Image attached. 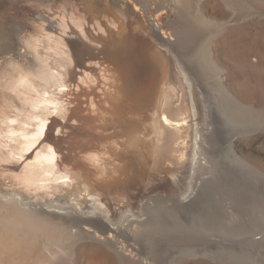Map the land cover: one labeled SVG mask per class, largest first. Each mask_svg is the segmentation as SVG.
<instances>
[{
  "label": "bare ground",
  "instance_id": "bare-ground-1",
  "mask_svg": "<svg viewBox=\"0 0 264 264\" xmlns=\"http://www.w3.org/2000/svg\"><path fill=\"white\" fill-rule=\"evenodd\" d=\"M135 1L146 12L153 5L148 0ZM170 2L175 17L189 15L190 20L171 22L168 30L158 22L159 17L150 18L153 36L163 41L166 46L155 45L146 38L141 40L142 53L138 55L142 54V61L146 56L154 57L155 60L153 58L149 61L151 66L155 64L159 76L155 78L154 84L148 81L147 85L142 87V92L145 88L147 90L146 98L142 99L141 106L133 109L135 116L128 117L124 128L118 130L119 124H109L103 120L102 110L96 115H90V130L93 133V136H89L90 150L95 153L89 156L96 160V167L90 164L89 159L82 157L80 164L87 162V165L84 164L77 170L65 168L59 160L56 147L48 141L52 123L67 117L72 109L68 105L73 101L71 97L74 92L81 93V96H77L82 99V95H85L88 98L86 100L101 98L112 102L116 90L119 89L115 83V69L112 68L109 72L104 71L97 76H90L85 72L80 73L82 77L76 76V49H83L97 40L86 17L78 15L73 6H65L64 10L53 16V25L42 23L41 34L23 39L28 53L33 57L32 66H12L10 70L5 61H0V81L3 78V82L5 78L0 103V170H7V166L13 165L19 167L16 174L14 172V175L6 176V181L5 176L0 180V189L5 187V192L8 191V194H3L0 190V264H98L99 262L95 263L96 260L103 264H160L158 257L154 258V255L148 252V255L145 254L142 243L139 242L140 234L156 230L165 222L158 216L160 207L156 205V200L167 198V190L159 188L162 185H172L175 190V186L182 182L185 184L187 176H192L190 169L195 172L210 162L203 151L207 135L213 133L209 122L211 111L206 104H202L205 96L196 87L190 69L181 60L182 54L190 60L207 63L218 78L221 101L232 111V122L241 126L239 120L244 118L247 121L243 123L244 126L250 127L245 134L250 135L249 142L242 143L240 135L231 138L225 147L228 153L243 162V151H252L253 148V151H264V141L261 140L258 130L253 134L256 131V120L251 118V115L257 112V109L253 108L255 102L261 103L260 111L264 112V0H250L251 7L244 0ZM93 4L94 7L98 6L100 17L103 16L105 9L100 0H95ZM226 10L230 11V15L224 19L220 16L226 13ZM117 13L123 15L125 20L133 19L132 13L124 10H118ZM45 18L48 19L47 16ZM49 21L52 22L51 19ZM255 21L260 23V27L249 31L250 40L243 38L240 30ZM130 25L131 23L125 21L120 28L114 27L119 30V34L107 27L112 32L109 34V42L101 41L102 44L113 46L112 51L117 50L119 45L123 47L126 43L123 41L126 38L124 33L135 32L134 28L130 31ZM145 31L148 32L146 28ZM230 33L237 36L226 40L224 37ZM215 39L220 46L213 44ZM194 47L197 50L192 51ZM227 48L230 49L228 53L225 52ZM122 56L125 57V54ZM230 61L237 63L234 64L238 65L241 73L242 70L246 73L251 71L253 80H250L249 74L243 77L241 75L240 79L243 80L244 86L252 84L260 88L259 97L252 92L251 98L244 100L230 85L229 76L224 75L225 72H232L228 67ZM114 62L117 65V62ZM93 75L97 81H94ZM104 79L108 82H104ZM101 83L105 86H101ZM135 95L137 96L136 93ZM257 105L256 103V108ZM102 109L104 111V108ZM98 126L102 130H99ZM80 136L83 137V134ZM113 138L117 142L116 148L109 145ZM201 155L204 156L201 158ZM115 160L121 165H115ZM100 164L103 165L102 174L93 177L89 168L97 169ZM105 183L108 184L104 185ZM187 185L190 190L186 188L182 198L176 202V207H172L174 203L169 206L175 212L179 211L181 206L189 204L197 195L192 181ZM134 188H139L142 197L145 196L146 199L142 201L138 211L129 206L134 201L131 196ZM125 196L127 200L123 199ZM102 198L111 201L112 208L121 210L116 221L112 220L110 207L103 203ZM29 199L38 201V204L42 202L46 207L68 203L76 213L79 212V218L86 225L82 228V223L78 224L74 218L68 221L55 217L43 208H37V203L28 202ZM90 213L96 214V218H89ZM233 239L229 238L223 242L220 254L212 253L214 250L210 252L212 254L206 251L208 259L214 264H255L252 252L255 249L260 252L264 248V231L254 232L245 238L248 254L242 252L241 255V249H244H238L237 242ZM181 240L188 242L185 237H177L175 242ZM82 243H86L88 255L83 256L78 252V246ZM100 245L105 247L104 250L99 249ZM191 248L188 245L181 254L176 255L173 264H189L188 259L199 254L197 249ZM247 249L245 248V251ZM221 254L229 255V258L222 257Z\"/></svg>",
  "mask_w": 264,
  "mask_h": 264
},
{
  "label": "rangeland",
  "instance_id": "rangeland-1",
  "mask_svg": "<svg viewBox=\"0 0 264 264\" xmlns=\"http://www.w3.org/2000/svg\"><path fill=\"white\" fill-rule=\"evenodd\" d=\"M94 1L95 0H0V61H5L7 65L6 67L8 69L12 70V66L14 68L15 66L24 67L23 65L32 66L33 57L30 53H28V49L23 42V39L28 36L30 37L31 35L41 34L43 31L41 27L42 23L46 24L47 26L53 25V16H56L58 13L64 10L65 6H73L78 15L86 17L88 22H90L89 24L91 25H89V27H92V32L97 38L96 41H92V43H96V45L89 43V45L83 49H76L77 65L74 68V71L77 72L76 76L80 75L82 72H85L90 76H92V74L97 76V74H102L104 71L109 72L110 68L115 69L114 75L117 79L115 83L119 89L116 90L114 99L111 100L112 102H109L106 99L101 100V98H95V101L93 99L86 100L88 98L85 95H82V99V97L77 96H81V93L74 92L73 97H71L73 101L68 105L70 108H72L69 112L70 114L68 113L67 117L55 121V125L52 123L53 128L49 130L50 135L48 137V141L51 143L50 145H52L54 148L56 147L61 164L65 168H72L74 170L79 169V167H82V165L84 166V164L87 165V162L83 163L82 165L80 164V162L82 163V157H85L87 160L89 159L88 161L90 164H92V166H97L96 160L89 156L91 153H95V151L90 150L91 142L89 141V136H93L91 135L93 134L92 130H90L92 129L90 128V115H96L102 110V118H104V121L108 122L109 124H119V128H117L118 130L124 128L123 126L126 124L128 117L135 116L133 109L135 107L141 106L142 99L146 98L147 90L145 88L144 92H142V87H145L148 81H150L151 84H154L155 78L159 76L158 72L156 73L158 70L156 69L155 64L153 63L154 66L152 65L154 67L153 69L149 61L154 57L146 56L144 57L145 60L142 61V54L138 55V53H142V38H146L147 41L150 40L155 45L164 47L166 46L163 41L157 40L153 36V28L150 24V18L159 17L160 20H158V22L168 30H170L169 25L171 22L178 23L179 20L188 22L190 20L189 15L180 16V19L175 17V12L171 6L170 0H148L152 2L153 5L147 10V12L140 4L137 5L135 0H100L105 9L104 15H101V17V13L98 14V6L94 7ZM244 1L251 7L250 0ZM118 10H124L129 14L132 13L133 19L130 21L123 19V15L121 16L117 13ZM229 15L230 11L226 10V13L220 17L227 19ZM46 16L48 19L45 18ZM49 19H51L52 22H50ZM124 20L128 23H131L130 31L135 30V32H123L124 35H126V38H124L123 41H126V43L123 45V47H120L119 45L117 46V50L115 49V51H112V48H114L113 46L108 47L107 44H102L101 41L106 43L109 42V34H111L112 31L119 34V30H117V28H120V26L125 23ZM104 22L107 25H105ZM259 25L260 23L255 21L252 22L250 26L242 28L240 30L241 36L247 40H250L251 36H249V31L253 28L260 27ZM100 27H102V29ZM107 27L112 29V31H109V28ZM114 27L117 28L114 29ZM145 28L148 30L147 33ZM102 31H105L104 33L107 31L108 34L106 33V35H104ZM234 36H237V34L230 33L224 38L228 40ZM216 43L217 41L215 39L213 44ZM217 45L220 46L219 43H217ZM196 47H194L192 51H194V49L197 50ZM118 49H120V51ZM124 49L130 54V56L124 51ZM139 50L141 52H139ZM229 51L230 49H225V52L228 53ZM120 53L125 54V57ZM115 54L119 55L115 56ZM181 56L184 58L182 59V57H180L181 60L186 63L190 69L191 76L196 81V87L200 90L201 94L205 96L202 104H206L212 113H210L209 122L210 126L213 128V133L211 135H207V141L204 144L205 149L203 151L204 155L207 156L210 162L206 164L205 167L196 170L195 172L190 169V174L192 173V176H187L185 184L183 185V182H180V185L174 187L175 190H173L172 185L160 186L159 190H167V198L163 197L157 199L156 205L158 204L160 207V213L158 216L162 220H165V222L164 224L159 225L156 230H148L142 235L140 234L141 236L139 235V242L142 243L145 254H151L152 256L154 255V258L158 257L157 260L160 259V264H173L175 262L174 260L176 255L181 254L182 250H184V248H186L188 245L190 248L192 247L191 249L194 248V250L197 249V251H199V254L193 256L191 259H188L189 264H214V262H211L210 259H208V253H222L220 250H222L221 248L223 247V242H226L227 239L234 238L237 242V248L244 249V251L241 249V255L242 252L243 254L244 252L245 254H248L249 251L246 247L247 245L245 243V238L254 232L264 231V151L258 149L253 151L255 148H253L252 151H243L241 155L244 158L243 162L234 158L231 153H228L225 147L232 139L235 138V136L240 135L242 143L249 142L250 135L248 136L245 134L250 129V127L244 126L243 123H247L244 118H241V121L239 120L241 126H236L232 122V111H230V109L221 101L222 97L219 94L220 91L218 88L220 84L218 78L214 76L213 70L209 68L207 63L202 61L198 62L197 60H190L188 57H186V59L185 55L183 56V54ZM108 59L110 62H108ZM114 61L117 62V65ZM234 63V61H230V64L228 65L230 68L229 70L232 72L227 70V72L230 73H224V75L229 76L228 80L230 85L241 94V97L244 100L251 98L250 95L252 92H255L259 97L261 92L260 88H257L252 84H245L244 86L242 84L243 80L240 79L241 75L242 77L243 75L246 76V74H249L248 76H250L251 71L247 70V72H249L246 73V71L242 70L241 73L238 65H235L237 63ZM76 67H78V69H76ZM131 71L132 73H130ZM5 73H7V71H5ZM156 74L157 76H155ZM94 75L93 78L95 79L96 77ZM80 77L82 76L80 75ZM250 77L252 78H250V80H253L254 75H251ZM235 79L236 81H234ZM2 80L0 81V103L2 100V91L5 84V78L3 82ZM94 81L97 80L95 79ZM103 81L108 82L106 79ZM235 82H237V84L233 85ZM102 85L105 86L103 83H101V86ZM84 86H86V83ZM137 87H139V89H137ZM134 88L137 91H135ZM239 88H241L240 91ZM78 89H80V86H78ZM78 99L82 102H80ZM256 103L258 104V108L255 106ZM259 103L260 102H255V104H253V108L257 109V112H254L253 115H251V118H255L256 120V125L254 127L256 131L253 132V134H255L258 130V133L261 135V140L264 141V112L260 111L261 103L260 105ZM94 108L96 109L94 110ZM102 108H104V111ZM109 112H111V114ZM79 116H84V118H80ZM58 121H62V123ZM87 125L89 127H87ZM80 127H83L81 128L83 130L88 129L89 132L84 131V133ZM98 129L102 130L100 126H98ZM80 130L83 133L80 132ZM80 134H83V137H81ZM80 145L83 146L84 150ZM109 145L114 146L115 148L117 147L115 138L110 140ZM85 148H87V151H85ZM204 155H201L200 157L202 158ZM66 161L69 162L67 163ZM245 162L249 164H246ZM113 163H116L115 165L120 164L116 162V160ZM16 166L18 167V165H13L11 167L7 166V170H0V180H2L4 176L6 177L8 175L7 177H9L14 175V172L16 174L19 171V167L17 168ZM89 169L88 170L91 174H93V177H99L103 172V165L100 164L99 168L97 169ZM7 177L4 179L5 181L7 180ZM190 181H192V186L196 189V194L198 196L196 195L194 200H192L186 206H181L179 211H173L169 206L174 203L172 207H176V202L182 198V194L185 192L186 188L188 189L187 183ZM106 184L108 183H105L104 185ZM0 190L3 194H8V191L5 192V187ZM141 193L142 192L139 190V188H134L131 192V196L134 201L129 206L134 211L140 210V204L142 201L146 200L144 199L145 196L142 197ZM102 199L104 201L103 203H106L108 207H110L112 212V220L116 221L121 214V210L112 208L113 205H111V201H108L106 198ZM123 199L127 200V197L125 196ZM27 201L33 204L37 203V208H43V210H45L47 213H52L55 217H62L66 220L68 219V221L74 218L73 220L78 221V224L82 223L81 219L79 218L81 215L78 216L79 212L76 213L75 210H73V206L68 203H62L60 205L58 204L55 205V207H46V205L41 202L42 200L40 201L41 203L39 202L40 204H38V201L34 199H29ZM123 207L126 209L128 208V206ZM84 211L86 212L87 209ZM95 213H97V210ZM126 214L129 215L130 213ZM89 218L95 219L96 214L90 213ZM85 225V223H82L80 227L83 228ZM104 234L107 235V233ZM180 236L182 238L185 237L186 240L188 239V242L185 240H181V242H175L177 237L181 238ZM82 244L79 245L80 247L78 246V252H80L83 256L88 255L89 249L86 243ZM102 248L104 250L105 247L100 245L99 249L101 250ZM245 248L247 249L246 251ZM201 250H203L207 256L205 253L201 252ZM212 250L215 252L210 253ZM238 251L239 250H237V253H239ZM252 253V258L255 260L253 262L255 264H264V248H262L260 252H257V249H255ZM221 256L226 257L227 255L221 254ZM227 258H229V255ZM95 263L103 264L98 260H96Z\"/></svg>",
  "mask_w": 264,
  "mask_h": 264
}]
</instances>
